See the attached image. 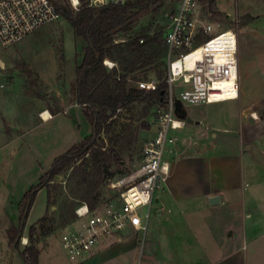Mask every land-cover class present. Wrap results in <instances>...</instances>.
<instances>
[{
  "label": "crops",
  "instance_id": "obj_1",
  "mask_svg": "<svg viewBox=\"0 0 264 264\" xmlns=\"http://www.w3.org/2000/svg\"><path fill=\"white\" fill-rule=\"evenodd\" d=\"M233 1L234 11H227L212 0L236 30L238 96L208 104L201 92L181 84V96L175 98L179 115L191 123L172 133L177 140L164 158L169 164L164 190L139 210L144 219L148 216L145 264H264V0ZM22 100H29V115L41 123L25 131L18 121L25 109ZM38 102L31 95L0 94L1 178L11 168L5 158L11 161L20 141L60 113ZM43 111L49 119L39 117ZM215 197L217 202L210 203ZM136 233L128 228L104 238L74 264H116L126 254L133 264Z\"/></svg>",
  "mask_w": 264,
  "mask_h": 264
},
{
  "label": "rangeland",
  "instance_id": "obj_2",
  "mask_svg": "<svg viewBox=\"0 0 264 264\" xmlns=\"http://www.w3.org/2000/svg\"><path fill=\"white\" fill-rule=\"evenodd\" d=\"M52 1L57 5L68 6L75 10L72 0ZM179 2L180 0H160V2L151 5L149 11L140 15L134 23L132 32H145L150 36L155 33L162 35L166 29L168 15L178 6ZM200 4L205 16L211 22L221 25V28L216 30L234 28L233 22L225 21L223 15L220 12L217 13L212 0H200ZM216 4L222 10L234 11L233 0H216ZM121 41L123 40H117L118 43ZM80 48L81 41L75 39L71 27L62 17L27 36L13 47H0V94L8 91L14 96L16 94L17 96L19 94L31 95L39 101V105H43L49 112H60L53 121L32 129L30 135L23 138L21 143L15 147L16 153L12 155L10 162L8 158H5V163L11 164V168L6 177L5 175L0 177L1 180L5 178V186L0 185L1 264H9L11 249L9 246L7 250L5 230L11 223H17L14 226H18V204L25 193L38 183L40 177L50 169L56 157L90 134V126L80 106L76 104L75 54L77 52L81 55ZM164 60H166V52L165 58L160 62H164ZM162 68L163 66L151 68L152 70H147L140 78L156 79V70ZM180 86V81L172 84V93L175 98L181 96ZM22 102L23 105L25 104V109L22 110L21 119L18 121L25 131L33 128L35 124L41 123L36 117L29 115L33 110L29 100H22ZM157 111V105L135 103L123 107L120 115L112 120V133L110 136H103V138L106 144L105 148L112 149L115 153L113 158H117L118 161H113L108 166L103 165L101 169L98 178L101 184L95 191V194L98 195L96 212L104 213L110 208L119 209L120 191L109 188L108 184L125 177L139 166L142 145L155 133L153 125L158 116ZM24 112L27 113V119H25ZM109 138L115 142L109 144ZM76 165L78 166L79 162ZM4 166L3 164L1 169ZM81 166L82 169L89 172L91 167L89 157ZM71 173V169L64 171L49 183L51 193L49 207H47L46 191L37 192L24 230L26 242L23 244V239H21L18 251L14 252L17 255L13 257L11 264H24L19 258V252L29 246L28 228L34 226L43 217H45L43 228L40 229L37 226L34 236V246L39 251L37 264H74L66 258L60 246V236L75 223V219L68 222L65 220L68 213L71 210L74 213L75 208L79 205L80 200L75 198L84 192L86 185L78 186L80 178H72ZM138 214L144 220L143 213L138 211ZM49 228L54 231L45 235ZM134 240L137 246L136 257L141 251L145 263L148 260L146 253L143 252L146 242L145 235L137 232ZM116 264H130V256L128 254L121 256L116 260Z\"/></svg>",
  "mask_w": 264,
  "mask_h": 264
},
{
  "label": "built area",
  "instance_id": "obj_3",
  "mask_svg": "<svg viewBox=\"0 0 264 264\" xmlns=\"http://www.w3.org/2000/svg\"><path fill=\"white\" fill-rule=\"evenodd\" d=\"M124 1L88 0V6L119 5ZM72 4L75 10L79 6L78 0H72ZM60 17L52 0H0V47L17 45L27 36L58 21ZM220 28V24L211 22L205 16L200 0H180L168 15L162 36L166 49L167 72L164 83L167 96L158 106V116L153 125L154 136L143 143L139 166L125 177L108 184L109 188L120 191L119 209L110 208L99 213L90 211L85 203L75 208V223L60 236V246L70 262L80 263L102 239L117 236L128 228L145 234L148 216L143 221L138 211L149 207L154 195L164 190L169 177V164L164 160L167 146L176 143L177 138L172 133L187 124L175 111L178 102L172 93L173 83L180 81L194 93L201 92L208 104L237 98L236 30H216ZM139 43H143V40L140 39ZM103 64L109 70L116 67L109 60ZM223 81L229 83V89L234 94L223 95V91L216 86ZM159 84L156 79L140 80L135 82V87L153 92ZM214 95L220 98L211 99ZM116 112L119 113L120 109ZM133 264H145L141 251Z\"/></svg>",
  "mask_w": 264,
  "mask_h": 264
},
{
  "label": "trees",
  "instance_id": "obj_4",
  "mask_svg": "<svg viewBox=\"0 0 264 264\" xmlns=\"http://www.w3.org/2000/svg\"><path fill=\"white\" fill-rule=\"evenodd\" d=\"M76 10L68 6H55L60 16L71 27L75 39L81 41L80 54L76 52V104L82 108L91 133L80 143L73 145L67 152L56 157L50 169L40 177L38 183L31 187L18 204V226L10 225L5 234L8 247L18 251L20 238L26 228L27 217L34 203L37 192L44 189L47 207L51 200L49 183L62 172L72 170L71 177H79L78 186L86 185L84 192L76 200L85 203L90 211L95 210L98 195L95 191L100 186L98 179L101 169L113 161L114 151L106 149L103 136H110L113 129L112 120L120 115L123 107L135 103L161 105L167 96L166 49L161 33L147 35L145 32L133 33V25L140 15L146 14L149 7L160 0H125L123 4L103 7H90L88 0H78ZM218 13V12H217ZM123 40L117 42V40ZM140 39L143 43H139ZM109 60L115 68L107 69L103 62ZM163 66L156 70L159 87L156 91L147 92L135 87V82L146 80L140 78L147 70ZM138 74V75H136ZM120 109V112L116 111ZM111 138V137H110ZM108 139L109 144L113 140ZM89 157V172L82 169V164ZM79 162L77 166L76 163ZM79 173V175H78ZM76 219L73 210L68 213L65 222ZM45 217L36 225L28 228L29 246L19 252L24 264H37L39 251L34 246L37 226L43 228ZM54 229L46 230L49 235Z\"/></svg>",
  "mask_w": 264,
  "mask_h": 264
},
{
  "label": "bare ground",
  "instance_id": "obj_5",
  "mask_svg": "<svg viewBox=\"0 0 264 264\" xmlns=\"http://www.w3.org/2000/svg\"><path fill=\"white\" fill-rule=\"evenodd\" d=\"M217 87H218V89H221L222 91H223V95L224 96H231L232 94H234L233 92H232V90H230L229 89V87H230V85H229V83H227V82H225V81H223V82H219L217 85H216ZM222 96V95H221ZM218 98H220V96L218 97V96H212L211 97V99H218ZM230 99H232V98H226V99H224L223 101H227V100H230ZM216 102V101H215ZM214 103V102H213ZM40 118L41 119H43V120H46V119H49L50 118V116H49V114L48 113H42L41 115H40ZM25 240L23 239L22 240V243L23 244H25Z\"/></svg>",
  "mask_w": 264,
  "mask_h": 264
},
{
  "label": "water",
  "instance_id": "obj_6",
  "mask_svg": "<svg viewBox=\"0 0 264 264\" xmlns=\"http://www.w3.org/2000/svg\"><path fill=\"white\" fill-rule=\"evenodd\" d=\"M175 111L178 114V117H180L181 119H185L188 123H191V119L190 118L181 117L179 115L181 113V108H180V105L178 103L176 104ZM209 202L210 203L217 202V198L215 197V198L211 199ZM19 239H20V242H21L22 238H20V236H19ZM14 252H15V249H14V247H12L11 250H10V253H9V264L12 263Z\"/></svg>",
  "mask_w": 264,
  "mask_h": 264
}]
</instances>
